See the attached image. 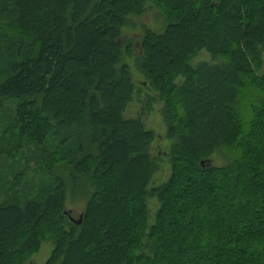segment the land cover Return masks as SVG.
Segmentation results:
<instances>
[{"label":"trees","instance_id":"trees-1","mask_svg":"<svg viewBox=\"0 0 264 264\" xmlns=\"http://www.w3.org/2000/svg\"><path fill=\"white\" fill-rule=\"evenodd\" d=\"M148 2L164 30L121 41ZM204 50L219 62L194 66ZM263 53L264 0H0V109L34 145L86 131L98 146L61 159L95 187L81 225L61 176L42 201L0 204V264H27L46 238L47 264H264ZM125 58L175 139L153 233L145 202L161 155L151 131L121 117L140 87Z\"/></svg>","mask_w":264,"mask_h":264},{"label":"rangeland","instance_id":"rangeland-1","mask_svg":"<svg viewBox=\"0 0 264 264\" xmlns=\"http://www.w3.org/2000/svg\"><path fill=\"white\" fill-rule=\"evenodd\" d=\"M146 6V11L138 17H132L129 27L123 29L124 37L121 41L124 38L136 37L134 41L136 43L145 29L157 32L164 30L165 22L158 9L150 2ZM262 58L261 75L264 74V53ZM125 62L130 65L134 83L140 87H138V92L135 93L133 100L127 104L121 117L126 121L140 122L146 130L151 131L154 135V142L151 144L149 152L153 157L161 155L160 167L150 177L148 196L145 202L147 209L145 232L153 233L152 228L157 224L162 203L158 194L152 193L154 189H160L171 180L172 165L165 153L175 142V139L167 138L168 128L162 117L163 103L155 100V91L148 86L146 78L138 71L135 59L125 58ZM207 62L216 64L219 61L205 50L193 60L194 66ZM183 80L182 77L179 78V82ZM68 137L54 132L42 146L34 145L20 137L17 123L10 112L0 109V204L13 201L24 203L28 199L42 201L54 190L56 177L61 176L67 182L65 208L71 217L79 220L87 208V203L91 199L95 187L88 176H77L76 171L61 159L69 156L68 158H73L76 162L87 158L89 153L96 155L98 146L86 131L80 136L75 134L72 138L70 136V139ZM64 138H68L67 142ZM212 159L213 164L217 167L225 166L228 163L226 157L219 152L215 153ZM63 172L68 173L66 176L71 177L69 178L70 182ZM67 230L70 229L67 227ZM53 249L52 240L44 239L39 250L29 256L27 264H47ZM144 251L143 255L145 256L153 253L148 247H145Z\"/></svg>","mask_w":264,"mask_h":264},{"label":"water","instance_id":"water-1","mask_svg":"<svg viewBox=\"0 0 264 264\" xmlns=\"http://www.w3.org/2000/svg\"><path fill=\"white\" fill-rule=\"evenodd\" d=\"M136 47H138V45H136ZM203 165H205V162L202 163ZM71 220L76 223L77 225H81L82 224V217L79 220H75L74 218H71ZM34 264V263H32Z\"/></svg>","mask_w":264,"mask_h":264}]
</instances>
